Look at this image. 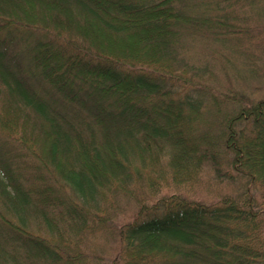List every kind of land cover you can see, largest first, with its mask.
Wrapping results in <instances>:
<instances>
[{
	"label": "trees",
	"instance_id": "trees-1",
	"mask_svg": "<svg viewBox=\"0 0 264 264\" xmlns=\"http://www.w3.org/2000/svg\"><path fill=\"white\" fill-rule=\"evenodd\" d=\"M263 34L264 0H0V264H96L99 232L115 264H264V98L184 87L195 41ZM208 170L230 195L148 205Z\"/></svg>",
	"mask_w": 264,
	"mask_h": 264
},
{
	"label": "rangeland",
	"instance_id": "rangeland-1",
	"mask_svg": "<svg viewBox=\"0 0 264 264\" xmlns=\"http://www.w3.org/2000/svg\"><path fill=\"white\" fill-rule=\"evenodd\" d=\"M241 40L240 43H234L239 46L235 47L233 44L235 49H233L232 45L222 47V51L218 55L212 53L209 48L201 46L198 41H195L194 48L185 53L186 59L190 62L189 70L184 71L187 72L184 75L186 80L184 84L185 89L192 88L203 93L202 88H204V91H207L209 86L217 94L218 92L228 93L233 90L241 92L254 101L263 99L264 59L257 61L258 57L256 55H260V51L259 53L249 51L251 46L250 39L248 40L246 37H243ZM188 46L192 48L193 42H190ZM242 50L246 51L249 58L254 61L252 65L257 70L256 74L252 70L248 74L241 73L240 70L239 72H234L237 70L235 62L238 61V56ZM9 54L19 55L14 50H11ZM250 55L254 57H250ZM22 57L25 58V55L21 56L23 62L25 59ZM223 59H225L226 63H218ZM2 138L3 136L0 134V139ZM199 179L198 182L184 183L183 185H176L171 181L172 184L165 185L156 194L151 195L147 203L148 205H152L158 200L177 195L205 204H213L217 203L221 197L230 195L234 190V186L230 184L229 180L218 178L210 170L204 172ZM135 216V208H130L122 212L117 211L113 217V222H115V225L121 226L132 222ZM90 243L91 247L86 246L87 255L90 259L95 260L94 262L96 264H115L113 257L118 250L115 239H106L99 232Z\"/></svg>",
	"mask_w": 264,
	"mask_h": 264
}]
</instances>
